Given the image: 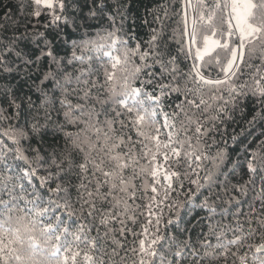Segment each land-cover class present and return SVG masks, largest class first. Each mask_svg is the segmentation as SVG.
Segmentation results:
<instances>
[{
    "label": "snow or ice",
    "instance_id": "obj_1",
    "mask_svg": "<svg viewBox=\"0 0 264 264\" xmlns=\"http://www.w3.org/2000/svg\"><path fill=\"white\" fill-rule=\"evenodd\" d=\"M81 256L264 264V0H0V264Z\"/></svg>",
    "mask_w": 264,
    "mask_h": 264
},
{
    "label": "trees",
    "instance_id": "obj_2",
    "mask_svg": "<svg viewBox=\"0 0 264 264\" xmlns=\"http://www.w3.org/2000/svg\"><path fill=\"white\" fill-rule=\"evenodd\" d=\"M142 11V10H141ZM195 17V13L192 14V17H190V20H189V23L191 24V20ZM136 31V34H137V37L140 38V39H146L147 38V29L146 28H139V29H135ZM134 43L133 42V46H134ZM106 63V61H105ZM94 66H95V61H94ZM102 78V77H101ZM230 147H231V142H230ZM137 183H139V181H137ZM139 203V201H138ZM143 217L141 218V222H143ZM136 229L139 230V227H140V224L138 223L136 226ZM92 235H96V232L93 231L92 232ZM131 240V237H129V241ZM81 260V264H83V261H82V256L79 258Z\"/></svg>",
    "mask_w": 264,
    "mask_h": 264
}]
</instances>
